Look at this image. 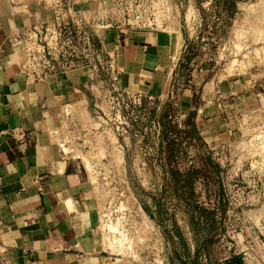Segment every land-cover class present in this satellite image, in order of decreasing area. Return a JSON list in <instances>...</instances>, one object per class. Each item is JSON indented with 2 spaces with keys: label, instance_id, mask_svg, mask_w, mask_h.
Masks as SVG:
<instances>
[{
  "label": "rangeland",
  "instance_id": "1",
  "mask_svg": "<svg viewBox=\"0 0 264 264\" xmlns=\"http://www.w3.org/2000/svg\"><path fill=\"white\" fill-rule=\"evenodd\" d=\"M84 3L98 12L84 42L55 52L57 73L83 75L59 143L85 167L99 247L130 264H264V0ZM102 20L169 39L161 97L113 88L90 36Z\"/></svg>",
  "mask_w": 264,
  "mask_h": 264
},
{
  "label": "crops",
  "instance_id": "2",
  "mask_svg": "<svg viewBox=\"0 0 264 264\" xmlns=\"http://www.w3.org/2000/svg\"><path fill=\"white\" fill-rule=\"evenodd\" d=\"M52 18L43 0H0V264H130L110 261L99 247L85 167L59 143L67 144L66 107L78 104L83 75L30 82L20 67L24 48L15 35ZM100 38L122 91L149 98L165 93L173 61L167 37L120 27L104 29Z\"/></svg>",
  "mask_w": 264,
  "mask_h": 264
},
{
  "label": "built area",
  "instance_id": "3",
  "mask_svg": "<svg viewBox=\"0 0 264 264\" xmlns=\"http://www.w3.org/2000/svg\"><path fill=\"white\" fill-rule=\"evenodd\" d=\"M87 1L88 0H43L45 5L53 13L52 20L44 24L42 23L27 26L22 29L18 35H15L14 42L17 44H21L24 48L25 58L20 67L26 73L28 81H44L47 77L60 74L61 72H56L57 66L60 64V59H58L60 55H56L55 52H57L58 54L59 51L68 48H78L80 47V45H82V43L84 42L83 37L81 36V34L83 33L82 22L83 20H95L96 15L93 14L98 13L95 11L93 13H90L89 10H80L76 8L77 5ZM92 1L99 3V1L103 0ZM103 21L104 20H102V22H100L99 24L96 23L95 26H90V36L92 41L94 40V38H99L98 41L101 42L99 32L107 28H114L111 21ZM123 25L124 24L121 23L120 26L116 27L124 28L125 26ZM133 27L135 26H129L127 28ZM137 28L148 27L139 25L137 26ZM87 43L89 44L90 41L87 40ZM111 56L112 55H110V57ZM61 57L64 58V54H61ZM32 64H35V66L33 67V69H30V66ZM114 65V60H112L111 70L113 77L111 76V78L113 80V88L115 87V85H117V68ZM115 69L116 72L114 71ZM120 91L123 92L127 97H129V94H131L124 92L121 89ZM131 95H137L139 100L141 98L140 93H134Z\"/></svg>",
  "mask_w": 264,
  "mask_h": 264
},
{
  "label": "bare ground",
  "instance_id": "4",
  "mask_svg": "<svg viewBox=\"0 0 264 264\" xmlns=\"http://www.w3.org/2000/svg\"><path fill=\"white\" fill-rule=\"evenodd\" d=\"M234 73V72H233ZM110 217V216H109ZM112 218V217H111ZM107 222H110L109 224H107V225H105V228L107 229V230H110V231H115V230H117V225L115 224V223H113V221H107ZM112 234H115V233H112ZM113 236V235H112ZM112 238H114V236L112 237ZM111 238V239H112ZM106 239V238H105ZM114 239H116V238H114ZM118 239V238H117ZM110 240V239H109ZM109 242V241H108ZM117 241H115V243H116ZM111 243V242H110ZM113 243V242H112ZM115 243H113L114 245H116ZM119 243V242H118ZM117 243V244H118ZM121 243V242H120ZM115 249V248H114ZM124 253V252H123Z\"/></svg>",
  "mask_w": 264,
  "mask_h": 264
}]
</instances>
